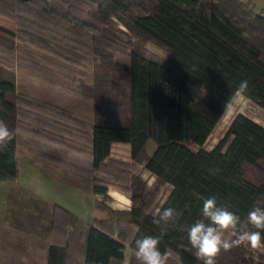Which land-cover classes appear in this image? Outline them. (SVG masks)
Returning a JSON list of instances; mask_svg holds the SVG:
<instances>
[{"label":"trees","instance_id":"trees-1","mask_svg":"<svg viewBox=\"0 0 264 264\" xmlns=\"http://www.w3.org/2000/svg\"><path fill=\"white\" fill-rule=\"evenodd\" d=\"M148 42L167 56H148ZM41 53L67 76L81 73L69 93L91 105L90 128L52 101L25 96L10 59L36 63ZM243 80V96L264 109V14L240 0H0V120L16 130L0 151V264H40L35 248H46V264H140L134 243L145 235L159 237L167 264H203L184 230L207 222L203 198L214 196L244 223L250 209L264 208V125L237 112L203 147ZM71 135L82 141L67 144ZM114 142L129 144V184L94 174ZM19 147L31 164L100 195L105 217L86 221L19 182ZM109 189L129 206L106 205ZM168 207L181 213L176 223L154 224ZM215 264L264 260L240 244Z\"/></svg>","mask_w":264,"mask_h":264},{"label":"rangeland","instance_id":"rangeland-1","mask_svg":"<svg viewBox=\"0 0 264 264\" xmlns=\"http://www.w3.org/2000/svg\"><path fill=\"white\" fill-rule=\"evenodd\" d=\"M1 25L10 30L15 29L14 23L7 19H1ZM146 50L147 55L153 58L162 59L167 56V53L163 49L159 48L152 42H148L146 44ZM5 56L10 55H7L5 52H1V57L3 58ZM36 61V63H32L29 59H21L16 54L10 59V64L16 70L18 79L23 86L25 96L34 101H52L80 119L81 122L79 125L81 127L86 129L90 128L91 105L75 98L69 93V86L78 85L79 82L77 79L81 73L74 74L71 71V73L69 72V75L67 76L65 74V70H63V68L58 66L56 63L52 62L49 59V56L44 53H41L38 58L36 57ZM85 73L88 74V72ZM71 75H76V80H73ZM83 78L85 80L88 79L87 75L84 77L82 76V79ZM237 112L244 113L264 125V109L260 108L253 101L243 95H239L237 96L234 105L225 110L220 121L205 140L203 144L204 148L210 149L214 143L217 142L218 137L225 131L231 119ZM56 117L63 122H72L68 116H64L62 113L56 114ZM62 128L63 126L59 125L60 131H62ZM61 133L66 132L62 131ZM69 137V141L67 140L66 142L67 144H71L72 140L75 145L82 141L77 135H71ZM62 141L64 142L65 139H62ZM150 150L151 144L149 143V151ZM17 159L19 168L17 177L20 179H18L19 182L23 184L24 182L29 183L30 185H27L35 191L36 189H40V192L48 193L51 198L55 200V202L64 207H70L74 211H81L85 216L94 213L97 215L95 217H99L100 215H104L105 217V212L101 210L96 203L97 200L101 199L100 195L94 196L96 194L89 192L84 187L65 181L60 177L58 169L42 166L38 168L37 165L30 164V156L24 148H18ZM30 166L33 167V169L30 168ZM35 168L37 171H34ZM96 169H98L96 172L98 174H94L99 178L122 184H125V180H130L131 158L128 143L123 144L122 142L121 144L114 145L110 154L105 158V161H103L100 167L98 165V168ZM121 174L124 175V177L121 176ZM143 176L148 177L149 172L144 170ZM149 180L151 181V178ZM126 184H129V181ZM105 203L106 205H112L111 207L115 208L126 207L121 200H115L112 197L111 199L105 200ZM93 207H95V210L92 213ZM89 216L87 217L88 219L92 218V216ZM232 230L233 229L226 230L224 236L228 238ZM51 240L52 238H49V242ZM243 245H245L248 255L253 257V259L264 260V245L256 249H253L247 244ZM34 253L37 257L39 256V253H41V257L43 258L45 255V249L35 250ZM127 256L128 252L126 253V259ZM125 264H127V261H125Z\"/></svg>","mask_w":264,"mask_h":264},{"label":"clouds","instance_id":"clouds-1","mask_svg":"<svg viewBox=\"0 0 264 264\" xmlns=\"http://www.w3.org/2000/svg\"><path fill=\"white\" fill-rule=\"evenodd\" d=\"M249 87L247 80H243L236 88L235 95H243ZM16 134L15 129L0 120V151L7 149ZM181 213L175 208H164L153 219L156 225L167 227L170 223H176ZM202 216L204 220H198L184 229L187 240L194 249L197 260L203 264H215L218 253L229 251L233 246L247 244L253 249L262 246V232H264V208L253 207L247 213L246 223L241 217L228 210L226 206H218L216 198H203ZM251 226L249 228L248 226ZM235 229L234 239H224L226 230ZM160 239L156 236L145 235L135 239L133 255L140 264H167L169 254L159 248Z\"/></svg>","mask_w":264,"mask_h":264},{"label":"crops","instance_id":"crops-1","mask_svg":"<svg viewBox=\"0 0 264 264\" xmlns=\"http://www.w3.org/2000/svg\"><path fill=\"white\" fill-rule=\"evenodd\" d=\"M240 1H242V2H245V3H248L249 5H251L252 6V8H253V10L255 11V12H260V13H262V14H264V0H240ZM255 120V119H254ZM256 121V120H255ZM122 142H114V143H112V145H111V150L113 149V147H114V145H118V144H121ZM216 143V142H215ZM214 143V144H215ZM123 144H125L124 142H123ZM127 145V144H126ZM129 145V144H128ZM103 161H105V159L104 160H102L100 163H99V167L101 166V164L103 163ZM31 164V163H30ZM17 166H18V160H17ZM18 168V167H17ZM30 168H32L33 169V167H31L30 166ZM98 168V167H97ZM19 169V168H18ZM34 171H37L36 170V168L34 169ZM98 171V169H95V171H94V173L97 175L98 173H96ZM99 171H100V169H99ZM39 172V171H38ZM17 176H18V174H17ZM98 176H101V175H98ZM121 176H123L124 177V175H122L121 174ZM17 179H19V177H17ZM20 180V179H19ZM128 181L129 180H125L124 181V183L126 184V183H128ZM122 182V181H121ZM24 184H28V185H30L29 183H27V182H24ZM53 186V185H52ZM40 189H36V191H38L40 194H42L43 196H45L46 198H48V199H51L52 201H55L54 199H52L51 198V196L48 194V193H44V192H40L39 191ZM108 193H109V195L112 197V198H114L115 200H121L125 205H126V207H128L129 206V199L125 196V195H123V194H121V193H119V192H117V191H115V190H113V189H109V191H108ZM94 195V194H93ZM94 196H97V194L96 195H94ZM112 206V205H111ZM66 208H68V209H70L71 211H73L75 214L77 213V215L79 216V217H81L82 219H84V220H86V221H91V219L92 218H94L95 216H97V215H95L93 212H94V210H95V207H93L92 208V213L93 214H89L90 216H92V218H87L89 215H87V216H85L81 211H74L73 209H71L70 207H66ZM113 208H115V207H113ZM89 216V217H90ZM104 217V215H100L98 218H103ZM38 249H40V250H42V249H45V255H44V257L42 258L41 257V253H39V256H38V259H39V261H40V263L41 264H46V248H35V250H38Z\"/></svg>","mask_w":264,"mask_h":264}]
</instances>
